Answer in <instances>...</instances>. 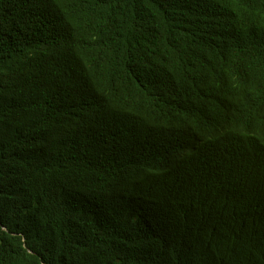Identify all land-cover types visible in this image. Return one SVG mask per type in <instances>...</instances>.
<instances>
[{
    "label": "trees",
    "instance_id": "trees-1",
    "mask_svg": "<svg viewBox=\"0 0 264 264\" xmlns=\"http://www.w3.org/2000/svg\"><path fill=\"white\" fill-rule=\"evenodd\" d=\"M0 264H264V0H0Z\"/></svg>",
    "mask_w": 264,
    "mask_h": 264
}]
</instances>
